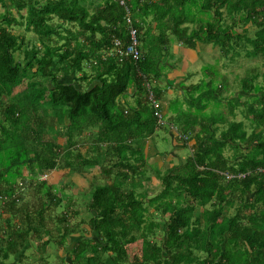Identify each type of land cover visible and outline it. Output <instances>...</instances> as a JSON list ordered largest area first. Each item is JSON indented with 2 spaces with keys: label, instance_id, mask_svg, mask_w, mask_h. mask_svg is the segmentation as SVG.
<instances>
[{
  "label": "trees",
  "instance_id": "16d2710c",
  "mask_svg": "<svg viewBox=\"0 0 264 264\" xmlns=\"http://www.w3.org/2000/svg\"><path fill=\"white\" fill-rule=\"evenodd\" d=\"M120 1L0 0V264H264V0ZM126 8L138 61L109 55L113 41L130 44ZM176 43L212 45L222 68L258 65L232 92L219 64L204 67L179 110L177 98L165 109ZM160 128L193 144L153 172L154 195L143 150ZM95 166L83 190L76 180Z\"/></svg>",
  "mask_w": 264,
  "mask_h": 264
},
{
  "label": "rangeland",
  "instance_id": "374dc122",
  "mask_svg": "<svg viewBox=\"0 0 264 264\" xmlns=\"http://www.w3.org/2000/svg\"><path fill=\"white\" fill-rule=\"evenodd\" d=\"M24 14V11L22 12ZM3 14V8L0 7V15ZM15 17L17 16L16 14H14ZM14 33L16 34H24L25 38L27 40V43L29 44L31 39H32V33H25L24 32V28H18V27H13L11 29ZM197 49L195 50V52H197L196 56H197V60L195 61V63L191 66H189L186 69L187 74H182V76L188 80V78H190V80H195L194 83H198L199 79L202 77V69L204 67H210V66H214L219 64V71L221 74L225 75L226 78L229 81V84H231V92L233 90L235 91H239L237 82L240 81L243 77H245L249 67L251 66H257L258 62L257 61H245L243 59H238L236 61L235 64L233 65H228L226 68H222V64L224 63V60L222 58V56L219 53V50L214 48L212 45H206L204 43H199L197 44ZM185 50H190L191 49L185 47ZM173 52V51H172ZM171 52V54H172ZM167 61L170 62V59L168 57ZM175 64L176 67L179 65V68L181 66H183L182 64V60H180V58H178V56H176V60H175ZM261 66H259V70H261ZM193 70H196L198 72L197 74V79L196 77H194V75H191L189 77V74L191 72H193ZM176 80H179L178 78ZM63 81V80H62ZM65 81V80H64ZM234 81V83H233ZM258 81H260V78L258 79ZM166 84H164L165 86ZM154 86V85H153ZM161 86V85H160ZM236 86V87H235ZM174 87V86H173ZM235 88V89H234ZM230 93V91L223 93L222 96L226 97L228 96ZM170 97V96H168ZM171 97L173 98H177V100H175V102H173V107L175 108L174 110H179L178 104L183 101V96L177 95L175 94V90H173V93L171 95ZM173 98V99H174ZM168 100V98L166 99ZM167 102V101H166ZM163 103V101H162ZM172 114V113H171ZM170 114L169 112L166 114H164L163 118L165 120V123L167 121V119L169 118ZM175 116V115H174ZM243 118L237 114L236 116V120H242ZM176 131L173 130V132H171V134H173V136L176 138ZM174 143H176V141H174ZM179 145V149L175 148L171 137L169 136L168 132L166 131V128H160L158 129L155 134L149 138V140H147L146 145L144 144V150L147 148V153H144V163L147 164L146 168H148L145 171V176L147 179H149L148 181H150V185H146V183L144 181H142V184L145 185L146 187L151 188L152 194H158L160 192L161 186H159L158 181H156L155 179V175L153 174V172H156L159 169V172L162 174L163 172H165L168 168L171 167V165H176L178 163L183 162V160L191 153L192 149L190 148L192 146V143L190 144V142L187 145L177 143ZM83 155H86V153L83 151ZM225 155L230 156L231 153L228 151L225 152ZM155 156V157H154ZM171 159V161H169L168 159ZM159 163H161V165L159 166ZM106 165V164H105ZM162 166V167H161ZM145 168V169H146ZM98 167L95 166V168L91 169L89 171V173H87L88 176H94L95 173H97ZM99 175V174H97ZM52 178H56L55 176H57V174H53L50 175ZM91 177L90 178H85L83 181H79V184H81L83 186V190L87 189V185L89 184V182L91 181ZM49 178V177H48ZM57 179V178H56ZM58 180V179H57ZM49 183H53L56 184V187L59 186L57 181H53L51 180V178H49L48 180ZM65 183L67 185H69L70 183L66 180ZM72 187H74V184H70ZM79 186V187H82ZM72 191V189L70 188V190L68 189L67 192L62 193V195H66L67 194H71L70 192ZM142 191V189H138L137 193H140ZM78 196L74 195V198L76 199ZM65 199V198H64ZM82 200H79L78 203H81ZM68 203H64V205L66 206ZM77 206V205H76ZM58 211H61V209H58ZM4 218V216L1 218V220ZM87 237H93L95 238V235H91L90 232L86 233ZM57 250V249H56ZM32 251V249H31ZM64 251H60L59 252V256L63 257L64 255ZM33 253V251H32ZM54 260H58V258H55L54 255L49 259L50 264L54 261ZM9 264H20V263H16V259L15 258H11V260L9 261ZM31 264V261L30 263Z\"/></svg>",
  "mask_w": 264,
  "mask_h": 264
},
{
  "label": "crops",
  "instance_id": "0c3cea01",
  "mask_svg": "<svg viewBox=\"0 0 264 264\" xmlns=\"http://www.w3.org/2000/svg\"><path fill=\"white\" fill-rule=\"evenodd\" d=\"M173 51V52H172ZM172 52L171 56L169 57L170 59V62L167 61V64L166 65H163L162 66V70H163V74L165 75V77L163 76V78L161 79V88L163 90H165V94H164V99L162 100L163 101V105L165 107V109L168 107V101L169 100H172L173 98L171 97L172 93H173V90H175V94L177 95H180L181 94V91H184V90H187V88L190 86V85H193L195 84L194 81L195 80H190V78H188V80H186L182 74H187L186 72V69L193 65L195 63V61L197 60V52L195 51H190V50H185V47L180 45V44H173V46L171 47V50H170V53ZM176 56H178V58H180V60H182V64L183 66H181L179 68V65L176 67L177 64H175V60H176ZM197 74L198 72L196 70H193V72H191L189 74V77L191 75H194V77H196L197 79ZM179 79V80H176V79ZM164 84H166L164 86ZM174 86V87H173ZM131 92V90H130ZM170 96V97H168ZM168 98V100H166ZM130 101V100H129ZM167 101V102H166ZM171 117V115L169 116ZM173 130L176 131L175 128H172ZM177 134V133H176ZM171 136V135H170ZM172 139V142L175 146V148L179 147V145L177 143H174L173 141V136L171 137ZM192 142H190L191 144ZM193 144V143H192ZM179 149V148H177ZM149 151V150H148ZM147 148L145 149L144 153H147ZM155 157V156H154ZM169 161H171V159L169 158L168 159ZM161 165V163H159V166ZM173 166V165H171ZM162 167V166H161ZM98 173H95L94 176H96ZM26 175V174H25ZM87 177H90L87 175ZM98 177V175H97ZM69 178V177H68ZM70 178L72 179V177L70 176ZM78 177H75L74 180H76ZM67 177L65 179H62L63 181L65 180L66 181ZM62 181V182H63ZM77 184H79V180H76ZM81 239V237H72L69 241H70V247H69V250L72 249V247L77 243L79 242V240ZM29 246H27L28 248ZM60 252V251H59ZM64 257V256H63ZM65 262H67L68 264H70V261H68V259H65L64 260ZM17 263V261H16Z\"/></svg>",
  "mask_w": 264,
  "mask_h": 264
},
{
  "label": "built area",
  "instance_id": "2783aa9c",
  "mask_svg": "<svg viewBox=\"0 0 264 264\" xmlns=\"http://www.w3.org/2000/svg\"><path fill=\"white\" fill-rule=\"evenodd\" d=\"M120 4L124 5L122 0L120 1ZM125 23H126L127 30H128V37L130 39V44L125 49H123L120 41L118 40L113 41V49L111 51V54L109 55L116 53L117 55H119V57H129L133 59L134 61H138L139 58L141 57V54L138 50V46H139V42L137 40L138 32L135 29V27L132 25V20L129 17V10L127 8H126V15H125ZM148 92H149L148 99L153 104L154 116L156 117L158 124L162 125L163 122H162L161 114L159 112L160 105L158 102L154 100L150 87L148 88ZM224 176L227 180L233 178V175H229V174H224ZM237 178H244V176L240 175V176H237ZM39 179L41 181H46L48 179V174L41 175Z\"/></svg>",
  "mask_w": 264,
  "mask_h": 264
}]
</instances>
